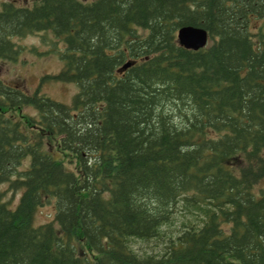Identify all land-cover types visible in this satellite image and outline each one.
I'll use <instances>...</instances> for the list:
<instances>
[{
	"label": "trees",
	"instance_id": "1",
	"mask_svg": "<svg viewBox=\"0 0 264 264\" xmlns=\"http://www.w3.org/2000/svg\"><path fill=\"white\" fill-rule=\"evenodd\" d=\"M187 25L205 47L181 44ZM35 33L63 61L41 84L78 90L65 103L0 73V264H264V0L1 3L0 58ZM181 201L200 225L163 253L130 247Z\"/></svg>",
	"mask_w": 264,
	"mask_h": 264
},
{
	"label": "rangeland",
	"instance_id": "2",
	"mask_svg": "<svg viewBox=\"0 0 264 264\" xmlns=\"http://www.w3.org/2000/svg\"><path fill=\"white\" fill-rule=\"evenodd\" d=\"M8 0H0L2 2ZM23 5H32L35 0H10ZM91 1V0H86ZM259 21L252 22V29L256 31ZM14 41L20 47V51L16 59L0 58V73L12 84L23 83L26 88L34 92L40 84L45 74H55L60 71L63 61L60 59L58 45L52 42L49 50L48 37H42L38 34H29L23 37H14ZM78 87L75 83H67L48 79L41 84V92L47 94L53 99L71 103L73 96L77 92ZM34 115L36 110L32 107H25L21 114ZM64 158L70 168H75L72 156L66 154ZM7 185L0 186V189H6ZM256 191L264 189V179L256 186ZM16 205L19 194L14 198L11 192L6 196ZM55 207L52 203L43 205L36 214V222L43 223L53 218ZM203 207H197L181 201L177 212L172 216L169 222L160 228V234L151 239L132 238L129 245L133 250L140 253H163L167 246L176 242L178 237L191 225H200L205 218Z\"/></svg>",
	"mask_w": 264,
	"mask_h": 264
},
{
	"label": "water",
	"instance_id": "3",
	"mask_svg": "<svg viewBox=\"0 0 264 264\" xmlns=\"http://www.w3.org/2000/svg\"><path fill=\"white\" fill-rule=\"evenodd\" d=\"M178 38L182 45L192 49L205 47L209 42V32L203 27L192 25L182 26L178 30ZM126 65H129L127 63Z\"/></svg>",
	"mask_w": 264,
	"mask_h": 264
}]
</instances>
